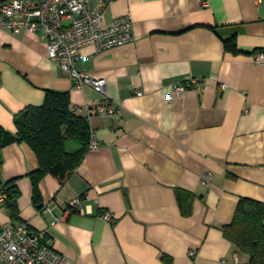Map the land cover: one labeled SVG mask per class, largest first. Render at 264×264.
Returning a JSON list of instances; mask_svg holds the SVG:
<instances>
[{
  "label": "crops",
  "instance_id": "crops-1",
  "mask_svg": "<svg viewBox=\"0 0 264 264\" xmlns=\"http://www.w3.org/2000/svg\"><path fill=\"white\" fill-rule=\"evenodd\" d=\"M104 1L103 24L129 15L133 41L81 49L76 69L105 79L103 92L78 87L39 33L0 30V126L14 133L25 107L65 91L99 142L63 184L39 181L40 208L34 151L5 146L0 190L16 179L19 219L2 202L0 225L43 232L65 264H249L221 226L241 198L264 203V0ZM101 102L118 114L93 113ZM73 197L83 213L68 209Z\"/></svg>",
  "mask_w": 264,
  "mask_h": 264
},
{
  "label": "built area",
  "instance_id": "built-area-1",
  "mask_svg": "<svg viewBox=\"0 0 264 264\" xmlns=\"http://www.w3.org/2000/svg\"><path fill=\"white\" fill-rule=\"evenodd\" d=\"M93 1H97V5H93ZM104 4V0H0V30L16 34L22 30L39 33L46 40L49 59L69 74L78 87L87 84L103 92L105 79L76 69L75 63L82 56L81 49L91 45L100 52L133 41L129 15L115 19L111 25L103 24L101 7ZM256 62L264 63V53L256 55ZM176 89L181 93L184 87L178 86ZM137 95H142V92L138 91ZM91 110L98 116L114 117L118 114L116 108L105 102L93 105ZM98 146L99 142L90 128L88 150L97 149ZM5 197L1 189L0 203ZM67 207L84 212L80 197L69 199ZM45 210H49V207H45ZM101 217L112 221L110 212L102 213ZM0 264H65V257L48 244L43 232H34L27 223L20 222L0 225Z\"/></svg>",
  "mask_w": 264,
  "mask_h": 264
},
{
  "label": "trees",
  "instance_id": "trees-1",
  "mask_svg": "<svg viewBox=\"0 0 264 264\" xmlns=\"http://www.w3.org/2000/svg\"><path fill=\"white\" fill-rule=\"evenodd\" d=\"M225 47L235 51L233 39L225 40ZM14 133L0 126V154L12 143H26L34 151L38 169L29 173L32 199L40 202L39 181L45 175L53 176L60 184L74 172L88 151L90 125L87 119L71 111L69 93L46 90L41 105L25 107L14 118ZM69 144H75L69 149ZM4 205L14 220L19 219L20 190L16 179L2 187ZM182 191L177 192L180 199ZM224 236L249 257V264H264V203L241 198L230 224L221 226Z\"/></svg>",
  "mask_w": 264,
  "mask_h": 264
}]
</instances>
